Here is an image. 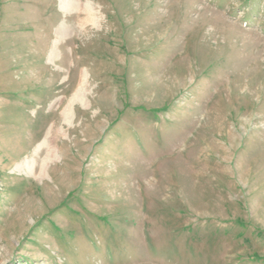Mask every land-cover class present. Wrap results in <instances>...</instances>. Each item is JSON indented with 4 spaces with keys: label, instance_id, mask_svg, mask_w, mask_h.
I'll return each instance as SVG.
<instances>
[{
    "label": "rangeland",
    "instance_id": "1",
    "mask_svg": "<svg viewBox=\"0 0 264 264\" xmlns=\"http://www.w3.org/2000/svg\"><path fill=\"white\" fill-rule=\"evenodd\" d=\"M0 264H264V0H0Z\"/></svg>",
    "mask_w": 264,
    "mask_h": 264
},
{
    "label": "bare ground",
    "instance_id": "2",
    "mask_svg": "<svg viewBox=\"0 0 264 264\" xmlns=\"http://www.w3.org/2000/svg\"><path fill=\"white\" fill-rule=\"evenodd\" d=\"M66 1H68V0H66ZM88 13H89V12H88ZM90 13H91V11H90ZM90 13H89V14H90ZM93 14H94V13H93ZM86 16H87V15H86ZM86 16H85V17H86ZM88 17H90V16L88 15ZM94 17H95V16H94ZM76 52H77V51H76ZM75 95H76L77 98H79V99L81 98V95H79V93H76ZM75 95H74V96H75ZM47 144H48V143H47ZM48 152H49V153H48V156H51V155L53 154V149H49ZM49 154H50V155H49Z\"/></svg>",
    "mask_w": 264,
    "mask_h": 264
}]
</instances>
